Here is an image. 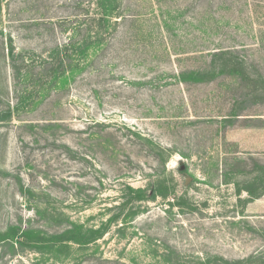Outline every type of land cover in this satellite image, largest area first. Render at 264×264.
I'll list each match as a JSON object with an SVG mask.
<instances>
[{"label":"rangeland","instance_id":"1","mask_svg":"<svg viewBox=\"0 0 264 264\" xmlns=\"http://www.w3.org/2000/svg\"><path fill=\"white\" fill-rule=\"evenodd\" d=\"M79 1L0 0V264L264 256V196L242 208L239 176L225 179L252 169L251 157L264 163V0H125L119 31L93 71L8 118L17 104L9 44L47 55L68 39L62 25ZM220 50L234 51L248 75L179 81ZM164 175L176 181V196L144 204L97 244L39 251L13 236L29 230L46 243L70 223L98 228L128 186Z\"/></svg>","mask_w":264,"mask_h":264},{"label":"trees","instance_id":"2","mask_svg":"<svg viewBox=\"0 0 264 264\" xmlns=\"http://www.w3.org/2000/svg\"><path fill=\"white\" fill-rule=\"evenodd\" d=\"M76 7L79 11L73 15L74 19H66L67 21L62 25V33L68 34V39L56 44L47 55H40L33 50L17 51L12 43L9 44L8 56L17 104L7 112L8 118H11L14 112L23 109L27 102H38L43 96H50L53 91L69 87L77 78L93 71L96 59L106 53L110 43L115 39L124 19L125 0H80ZM211 60L206 68L182 72L179 75V81L185 84H200L223 75L241 77L248 75L245 63L239 61L234 51L214 52ZM136 135L148 144L154 154L160 152L163 156L164 150L158 144L147 137ZM171 156L168 152L162 161L164 167ZM250 159L253 161L252 169L248 170L245 164L246 167L242 170L237 169V171L225 174L227 183L231 182L232 174L239 176L233 184L236 188L238 204L242 208L264 196V163L252 157ZM167 178L165 175L158 176L144 188L135 189L128 186L125 197L123 196L121 203L115 208V214L98 228L70 223L62 232L51 236L46 243H44L45 240L39 239V236L35 235L34 238L35 233L29 230L13 231V236H20L21 244L28 242L39 251L38 246L47 245V243L53 249L57 247L69 249L73 245L87 247L97 244L109 232L113 224L119 225L121 221V223H127L138 217L143 211L144 204L154 202L158 198L168 200L176 196V181L173 177H169V180ZM243 194L248 197L243 199ZM178 203L179 201L169 202L170 206ZM124 214H126L125 218L121 219ZM240 214L245 216V211L242 209ZM0 239L5 240L7 237L2 235ZM206 259H197L196 264H264V256H251L235 261L223 257ZM166 261L171 262L170 257H167ZM176 261L178 262L175 264H183L180 256Z\"/></svg>","mask_w":264,"mask_h":264}]
</instances>
